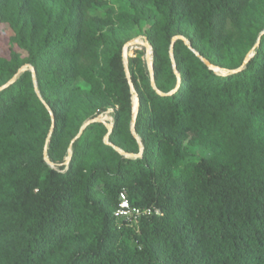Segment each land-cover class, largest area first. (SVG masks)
I'll return each mask as SVG.
<instances>
[{"label":"trees","instance_id":"trees-1","mask_svg":"<svg viewBox=\"0 0 264 264\" xmlns=\"http://www.w3.org/2000/svg\"><path fill=\"white\" fill-rule=\"evenodd\" d=\"M149 1L163 14L162 25L145 31L155 87L145 62L128 56L139 99L135 132L141 155L125 157L103 143L108 128L96 121L73 141L66 165L61 145L79 75L100 80L95 93L117 105L109 140L126 152L139 151L129 129L134 97L123 45L108 52L99 75L79 73L62 61L95 44L91 28L84 30L69 13L58 28L59 17L46 16L39 33L26 32L17 12L15 37L26 39L28 53L0 61V84L12 79L0 88V264H264V32L243 68L225 75L176 39L177 75L168 34L182 18L191 19L201 46L190 45L201 56L214 66L237 67L219 60L228 53L221 29L227 16L237 23L247 0ZM13 2L0 0V17ZM27 64L35 69L41 98L29 70L17 73ZM104 113L98 106L87 110L85 119ZM125 123L127 132L118 143ZM45 143L56 166L45 161ZM191 145L209 155L190 157ZM21 156L31 158L3 169ZM122 190L132 206L150 207L151 213L136 223L119 216Z\"/></svg>","mask_w":264,"mask_h":264},{"label":"rangeland","instance_id":"rangeland-1","mask_svg":"<svg viewBox=\"0 0 264 264\" xmlns=\"http://www.w3.org/2000/svg\"><path fill=\"white\" fill-rule=\"evenodd\" d=\"M17 12L22 14L25 19L26 32L34 29L36 33H39L40 20L46 16H51L52 19L58 16L59 21H57L56 25L58 28L60 22L66 20V15L69 13L71 17L75 16L78 18L79 24L84 30H90L91 28L90 32L96 38L95 44L88 48V50L82 49L79 55L74 58L64 59L62 62L64 67L70 62L79 73L86 71L93 72L95 75H99L105 70L106 56L113 47L118 44L124 46V44L135 40L146 41V29L154 23L162 25L163 17L161 11L149 0H72V2L70 0H14L10 6L6 7L4 14L0 17L1 62H9L13 53L17 59L23 58L28 53L26 39L19 40V38L15 37L16 27L14 26V22ZM32 25L35 26L32 27ZM263 29L264 0H247V4L239 13L237 23L229 16L225 17L223 21L221 36L225 37L228 53L220 55L219 60L221 62L231 61L238 67L241 61L240 56L244 60L246 56H252L254 54L253 49L258 45L259 35ZM193 30L194 26L191 19L182 18L173 24L168 37L172 38L173 36L182 35L187 39L189 44L192 41L200 48L201 43L197 39L198 35H194ZM191 36H193V39H190ZM163 44L164 49L168 51L169 46L167 42L163 41ZM149 46V56L152 59L153 50L150 44ZM135 50H139L140 52H136ZM145 54L146 48L141 49L137 44H131L123 48V60L127 66L129 77L131 75L128 68V56H134L136 62L142 60L147 66ZM217 67L221 68L216 71L220 75L227 74L226 70H229L220 66ZM24 70H29L31 75L30 80L34 85L31 70L28 66L20 67L17 73H21ZM135 76L136 80L140 82V74L138 71L135 72ZM34 79L36 84V77ZM1 86L2 84H0ZM99 86L100 80L90 81L83 76L79 75L78 77L76 99L65 121V131L61 145V153L65 158H63L61 163L63 165L67 164L66 160L71 152V149L69 150L71 140L76 136L82 124L89 119H85L87 110L98 106L105 107V113L100 118L110 123L113 128L114 112L117 109V105L110 97L95 93V89ZM131 92L133 97L137 96L135 88ZM37 126L38 132L44 130L42 123ZM127 129L128 127L125 123L120 131L121 137L116 139L118 143H121L122 137L126 134ZM51 132L52 129L47 133L48 139ZM102 142L105 143L104 138ZM188 152L190 157L209 155L207 150L198 145H191ZM125 157L133 158L135 156L125 155ZM30 158L27 156L18 157L14 161L4 165L3 169L8 171L14 166L21 165ZM46 163L52 167L56 166L49 164L47 161ZM114 163L115 161H113ZM76 249V246L70 247L68 253L72 254Z\"/></svg>","mask_w":264,"mask_h":264},{"label":"water","instance_id":"water-1","mask_svg":"<svg viewBox=\"0 0 264 264\" xmlns=\"http://www.w3.org/2000/svg\"><path fill=\"white\" fill-rule=\"evenodd\" d=\"M264 32V29L261 33ZM176 39H181L184 41L185 44H187V46L210 68H212L215 72L220 70L221 68L217 67V66H214L212 63H210L209 60H207L205 57L201 56L199 54V52L197 50H195L187 41V39L182 36V35H177V36H173L171 38V42H170V47H169V53H170V57L172 59V67H173V70L176 72V74L178 75V71L176 69V66H175V62H174V58H173V52H172V47H173V43ZM131 44H140L142 46H144L146 48V54H145V58H146V63H147V68H148V71H149V74H150V82H151V85L153 87H155V84H154V77H153V62H152V59L151 57L149 56V43L147 41H141V40H135V41H132V42H128L126 44H124L123 48L125 47H128L129 45ZM254 50V49H253ZM251 57V55H248L244 58V60L242 61L241 65H239L238 67L236 68H232V69H229V70H226L227 73H234V72H237L239 71L241 68H243V66L246 64V62L248 61V59ZM123 63H124V60H123ZM26 66L29 67V69L31 70V74H32V77H33V82H34V90L35 92L37 93V95L40 97V94H39V91L36 87V84H35V74H34V69L33 67L30 65V64H27ZM124 68H125V72H126V76H127V80H128V84H129V87H130V90H134V86H133V83L130 79V77L128 76V69H127V66L125 65L124 63ZM224 70V69H223ZM12 79H10L8 82H6L5 84H3L0 88H2L3 86L7 85ZM158 93L162 94L159 90H157ZM41 98V97H40ZM42 102L45 104L46 108L48 109L51 117H53V113L52 111L50 110L49 106L45 103V101L42 100ZM138 104H139V99L137 96H135V102H134V106H133V113H132V120H131V125H130V131L132 133V135L137 139V142L139 144V152L138 153H129V152H126L124 151L123 149H121L120 147L116 146L115 144H113L112 142H110L108 139H109V134L112 130V125L108 122H106L105 120H103L102 118H100L101 116H98V117H94V118H89L87 121H85L81 128L79 129L78 133L76 134V136L71 140L70 142V145H69V150L71 149V146H72V143L73 141L83 132L84 128L92 123V122H96V121H99V122H103L105 124V126L108 128V132L106 133V135L104 136V141L105 143H107L108 145L112 146L116 151H118L120 154H123V155H126V156H140L142 151H143V146H142V143L138 137V135L136 134L135 132V120H136V114L138 112ZM53 121V120H52ZM48 141V137L46 139V142ZM46 143H45V146H44V149H43V155H44V158L45 160L49 163V164H53V162L51 160H49V158L47 157L46 155ZM70 156H71V152L69 153L68 155V158L66 160V163L68 164L69 160H70Z\"/></svg>","mask_w":264,"mask_h":264},{"label":"built area","instance_id":"built-area-1","mask_svg":"<svg viewBox=\"0 0 264 264\" xmlns=\"http://www.w3.org/2000/svg\"><path fill=\"white\" fill-rule=\"evenodd\" d=\"M155 212L158 213V209H155ZM116 213L119 216L125 217L131 222L136 223L138 218L142 214H150L151 208L150 207H138V206H132L129 203L128 197L126 195L125 190H122L119 193V207L116 210Z\"/></svg>","mask_w":264,"mask_h":264},{"label":"bare ground","instance_id":"bare-ground-1","mask_svg":"<svg viewBox=\"0 0 264 264\" xmlns=\"http://www.w3.org/2000/svg\"><path fill=\"white\" fill-rule=\"evenodd\" d=\"M133 99H134V102H135V97Z\"/></svg>","mask_w":264,"mask_h":264}]
</instances>
